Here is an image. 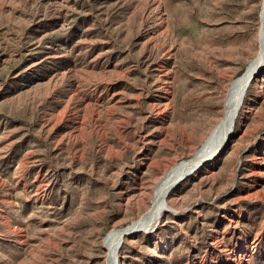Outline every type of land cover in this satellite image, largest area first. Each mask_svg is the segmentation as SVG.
I'll use <instances>...</instances> for the list:
<instances>
[{"label": "rangeland", "instance_id": "rangeland-1", "mask_svg": "<svg viewBox=\"0 0 264 264\" xmlns=\"http://www.w3.org/2000/svg\"><path fill=\"white\" fill-rule=\"evenodd\" d=\"M263 2L0 0V264H106L105 237L221 121ZM166 202L117 264H264V66Z\"/></svg>", "mask_w": 264, "mask_h": 264}, {"label": "bare ground", "instance_id": "bare-ground-1", "mask_svg": "<svg viewBox=\"0 0 264 264\" xmlns=\"http://www.w3.org/2000/svg\"><path fill=\"white\" fill-rule=\"evenodd\" d=\"M258 45L259 52L255 59L249 63L242 74L233 78L228 85L221 121L211 131L193 156L176 163L163 175L155 187L153 197L151 198V207L128 226V231L138 230L137 228H139L140 231L150 233L158 226L164 212L168 210L176 212V209L168 205L166 202V198L170 192V187H172L173 183L185 172L193 169L199 161L206 162L216 159L222 152L224 148L223 146L227 144L228 136L233 132L235 119L238 116L244 102V100H241V93L247 85L248 73L257 68L260 64H263L264 66V10L261 12V26L258 34ZM244 97L245 96H243V99ZM193 171H195V169H193ZM164 199L167 205L164 204ZM121 236L122 232L115 230L110 232L105 237L104 246L107 249L106 264H117L116 255L118 254L117 248L121 241Z\"/></svg>", "mask_w": 264, "mask_h": 264}, {"label": "water", "instance_id": "water-1", "mask_svg": "<svg viewBox=\"0 0 264 264\" xmlns=\"http://www.w3.org/2000/svg\"><path fill=\"white\" fill-rule=\"evenodd\" d=\"M264 10V6L262 7V11ZM263 67V64H260L257 68H255L254 70H251L249 73H248V77H247V85L245 86V88L242 90V93H241V100L243 101L244 99H243V96H245V94H246V91H247V89H248V87H249V84L257 77V74H258V71L261 69ZM240 104H241V102H240ZM230 138V135L228 136V139ZM227 139V140H228ZM224 148L226 147V145L225 146H223ZM203 163L204 162H198L197 164H196V166L193 168V169H195V170H197L201 165H203ZM193 169H191L190 171H187V172H185L181 177H179L174 183H173V185H175V184H177L178 182H180L182 179H184L186 176H188V175H190L191 173H193L194 171H193ZM173 185H172V187H173ZM172 187H170V189L172 188ZM164 204L166 205V202H165V199H164ZM127 228L128 227H125V228H123V229H119V231H121L122 232V238H121V241H120V243H119V246H121V244H122V241H123V236L124 235H126L127 233H133L134 231H137V230H130V231H128L127 230Z\"/></svg>", "mask_w": 264, "mask_h": 264}]
</instances>
